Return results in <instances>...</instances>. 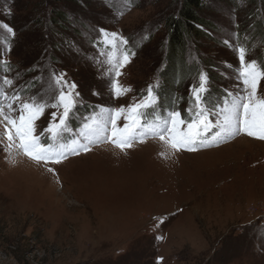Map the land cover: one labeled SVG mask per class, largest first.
Listing matches in <instances>:
<instances>
[{"label":"rangeland","instance_id":"obj_1","mask_svg":"<svg viewBox=\"0 0 264 264\" xmlns=\"http://www.w3.org/2000/svg\"><path fill=\"white\" fill-rule=\"evenodd\" d=\"M202 3L208 25L199 29L205 36L186 42L182 61L191 71L172 87L166 80L168 21L178 18L181 0H133L130 6L126 0H0V45H12L0 56L12 71L0 79L14 80L0 88L11 92L24 85L26 94H34L41 90L37 78L67 73L83 100L69 122V142L93 107H126L157 79L161 105L187 118L189 89L201 69L210 74L213 99L225 89L238 90L236 69L224 62L239 61L221 45L225 37L235 33L247 58L264 65V0ZM99 28L128 38L136 52L119 77L133 91L118 99L89 59L96 55L93 29ZM145 31H151L147 40ZM261 89L264 80L258 95H264ZM52 111L36 121L38 134ZM123 123L121 118L118 125ZM3 132L0 125V137ZM7 144L0 138V264H264L262 140L241 134L178 153L158 139L124 152L98 142L49 165L55 175L16 149L9 153Z\"/></svg>","mask_w":264,"mask_h":264},{"label":"snow or ice","instance_id":"obj_2","mask_svg":"<svg viewBox=\"0 0 264 264\" xmlns=\"http://www.w3.org/2000/svg\"><path fill=\"white\" fill-rule=\"evenodd\" d=\"M126 3L130 6L133 0H126ZM3 28L13 37L16 35L11 26L4 25ZM93 31L97 32L92 41L96 55L89 59L96 65L99 77L107 81L110 95L118 99L122 94L133 91L131 87H123L119 77L136 52L132 42L118 32H108L103 28ZM150 35L151 31H145L142 39L147 40ZM238 39L234 33L221 42L238 57V66L224 62L229 69H236L232 78L236 80L238 90L225 89L226 95L213 99L210 74L201 69L198 83L189 89L187 118L176 107L164 108L161 105V84L157 79L126 107H93L92 113L83 117L84 123L77 137L69 142L65 134L71 133L69 122L83 100L77 91V83L70 80L67 73L51 71L46 81L37 78L41 79V90L34 94H26L24 85L11 92L0 88V125L4 129L0 138L8 141L6 150L9 153L16 149L37 165H44L46 171L54 175V169L49 165L60 164L70 155L87 153L98 142L110 143L124 152L135 143L158 139L165 149L178 153L194 152L211 143H226L241 134L264 141V95H258V86L264 80V65L249 60L246 47L239 44ZM11 46V42H7L6 49L0 45V56L7 55ZM70 47L75 48V45ZM11 71L9 62L0 59V73ZM16 78H21L19 72ZM13 82V78L7 76L0 79V84L9 88ZM45 83L47 87L43 86ZM93 95L99 93L94 91ZM48 109L54 111L47 127L38 134L36 121ZM121 118L123 126L118 125ZM45 135L46 140L42 139Z\"/></svg>","mask_w":264,"mask_h":264},{"label":"trees","instance_id":"obj_3","mask_svg":"<svg viewBox=\"0 0 264 264\" xmlns=\"http://www.w3.org/2000/svg\"><path fill=\"white\" fill-rule=\"evenodd\" d=\"M202 9V0H181L178 18L168 21L169 39L168 55L166 58L170 63L169 68L171 69L170 74L166 76V80L172 84V87L174 82H182L186 76H189V72L191 71L185 67L182 61L186 42L205 36L204 32L199 29L208 25L201 18ZM57 16L64 18L60 14H57Z\"/></svg>","mask_w":264,"mask_h":264}]
</instances>
